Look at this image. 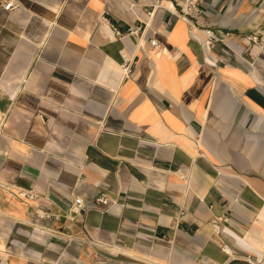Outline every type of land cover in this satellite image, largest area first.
I'll return each instance as SVG.
<instances>
[{
    "label": "crops",
    "instance_id": "1",
    "mask_svg": "<svg viewBox=\"0 0 264 264\" xmlns=\"http://www.w3.org/2000/svg\"><path fill=\"white\" fill-rule=\"evenodd\" d=\"M177 1L0 0V264H264V0Z\"/></svg>",
    "mask_w": 264,
    "mask_h": 264
},
{
    "label": "built area",
    "instance_id": "2",
    "mask_svg": "<svg viewBox=\"0 0 264 264\" xmlns=\"http://www.w3.org/2000/svg\"><path fill=\"white\" fill-rule=\"evenodd\" d=\"M207 4H208V0H180V1H177L179 17H181L183 20L188 22L190 26L189 32L193 37H198L199 33L201 32L205 35L203 39V45L207 49V51L210 53L212 49L214 48L215 43L219 41L223 42V39L220 37H217L213 32L200 29V27H204L205 21L203 20V18L208 15L207 14L208 13ZM18 6H19L18 3H15L14 1H9L5 5V9L10 10ZM138 29H140V27H137V28L130 27L128 33L135 34L138 32ZM117 34L118 36L123 37L120 30H117ZM249 40L254 43L263 42L264 34H261L260 36L259 35L250 36ZM150 44L154 49H158L160 47L159 41L156 38L151 39ZM230 49H231V52L234 58L243 59L241 55L243 53L242 49H238L236 47H233V48L231 47ZM219 62L223 63L224 59L220 58ZM124 69L126 72L128 71V67H125ZM19 194L21 197H27L29 199H35L37 197V194L31 190H20ZM111 204H112V199L106 193H101L98 196L87 198V199L81 195H77L75 196V199L73 202V208L71 211H68V213H66V217L70 219L71 221H74L76 218V215L80 214L82 211L95 208L101 205H111ZM37 214L41 218H48V219L49 218L57 219L60 217L59 214L48 213L43 210H38ZM216 222L217 220L213 221V223H216ZM227 248H229V246L224 245L223 250L226 251Z\"/></svg>",
    "mask_w": 264,
    "mask_h": 264
},
{
    "label": "bare ground",
    "instance_id": "3",
    "mask_svg": "<svg viewBox=\"0 0 264 264\" xmlns=\"http://www.w3.org/2000/svg\"><path fill=\"white\" fill-rule=\"evenodd\" d=\"M104 22H105V21H104ZM102 23H103V22H102ZM103 29H104V28H103ZM103 32H104V31H103ZM0 246H1V244H0ZM2 250H3V249H2ZM226 251H227V252H230V248H227ZM132 255H133V254H132Z\"/></svg>",
    "mask_w": 264,
    "mask_h": 264
}]
</instances>
